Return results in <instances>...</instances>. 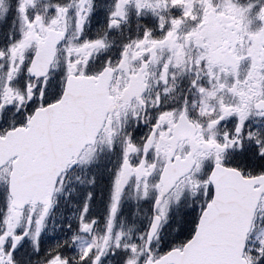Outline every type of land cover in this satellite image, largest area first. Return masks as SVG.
Segmentation results:
<instances>
[{
    "label": "snow or ice",
    "instance_id": "snow-or-ice-1",
    "mask_svg": "<svg viewBox=\"0 0 264 264\" xmlns=\"http://www.w3.org/2000/svg\"><path fill=\"white\" fill-rule=\"evenodd\" d=\"M0 264H264V0H0Z\"/></svg>",
    "mask_w": 264,
    "mask_h": 264
}]
</instances>
